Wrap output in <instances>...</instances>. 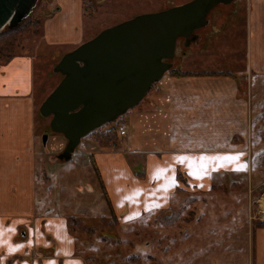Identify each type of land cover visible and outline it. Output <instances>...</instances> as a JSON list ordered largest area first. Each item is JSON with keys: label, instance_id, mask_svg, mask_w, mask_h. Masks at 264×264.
Listing matches in <instances>:
<instances>
[{"label": "crops", "instance_id": "crops-1", "mask_svg": "<svg viewBox=\"0 0 264 264\" xmlns=\"http://www.w3.org/2000/svg\"><path fill=\"white\" fill-rule=\"evenodd\" d=\"M59 1L60 7L44 22L39 46L83 41L76 19L86 10L84 2ZM244 9L247 30L240 69L239 64L237 70L202 68V61L194 64V56L207 43L203 35L202 43L183 50L180 65L185 66L180 69L232 74L165 73L123 115L116 141L102 146L88 135L70 160L82 163L75 166L79 172L80 166L92 170L93 158L119 224L128 228L150 221L156 240L145 247H225L243 254L231 264H264V226L256 227L264 222H254L250 211L242 218L232 212L233 224L209 223L222 219L210 209L217 200L209 192L223 175L233 178L241 172L252 179L251 155L256 140L264 141V0H244ZM28 51L0 66V264H87L70 232L68 215L59 211L54 199L58 186L53 183L59 174H48L43 165L60 160L49 151L41 156L34 147L40 138L39 107L59 82L52 88L49 66L62 55L48 58L44 69L38 66V55ZM38 76L42 81L36 85ZM120 124L126 126L124 135L118 132ZM52 138L55 152H60L65 137ZM65 168L73 172L74 166ZM101 195L105 202L102 191ZM239 202L236 198L235 204ZM260 203L264 208L262 198ZM187 204L189 210L175 224L156 220L160 210ZM169 255L163 264H180ZM154 261L161 264V259Z\"/></svg>", "mask_w": 264, "mask_h": 264}, {"label": "rangeland", "instance_id": "rangeland-1", "mask_svg": "<svg viewBox=\"0 0 264 264\" xmlns=\"http://www.w3.org/2000/svg\"><path fill=\"white\" fill-rule=\"evenodd\" d=\"M82 1L86 10H84L81 17L78 16L76 21L80 29H82V42H84L103 29L136 15L157 12L190 0ZM233 3L235 5L232 8ZM60 5L59 0H39L30 17H44L45 12L48 10L56 11V8L60 7ZM208 18L210 20L209 24L198 30L200 38L194 42L195 44H192L196 46L198 43H202L203 35H206L207 43L202 46L203 50H201L200 54L195 55L192 61L194 64L202 61V66L198 64L202 68L237 70V65L239 64L238 67L240 69L244 61L247 30L244 22V0H234L228 5L221 4L211 11ZM213 26L216 28L214 32L211 31ZM4 31L5 29L0 33ZM41 34L30 33L24 35L20 45L21 48L19 47L16 51L19 55L29 49L28 52L31 51L30 54L38 55L37 62L40 68H47L46 66L49 64L47 63L48 58L50 60L55 59L58 55L63 56V54L81 44L60 43L51 47L39 46L38 44H40L42 39ZM189 46L183 45L182 38L178 39L173 63L177 59L174 66L179 67V69L185 66L180 64L183 59V50ZM41 47L44 48L39 52L38 50ZM41 61H46V63L42 64ZM55 62L57 61H54L52 67L49 66L50 73L52 72L49 74L50 81L54 78L53 84L51 83L52 88L55 87L61 78L60 73L53 72V68L56 65ZM40 73L42 76V69H40L38 74L40 75ZM35 80L36 85H39L40 81H42L40 76L36 77ZM37 115L40 124L37 126L36 132H40V138L38 144L34 146L35 149L41 156H46L45 154L48 151L51 154H59L65 148L67 141L63 140L65 144L62 150L55 152L52 137L54 135L59 138L64 136L52 132L49 127L50 116H42L39 110ZM122 118L123 115L118 121H121ZM107 126L108 124L102 126V129ZM45 134L50 136L46 146L42 144L43 135ZM256 144L257 146L251 155L253 178L251 179V174L241 172L237 173L233 178L223 175L218 181L216 180L221 182L219 186L209 192L208 195L215 196L217 200L216 204L211 205L210 209L214 211V214L222 218L217 221L211 220L210 224H233V221L229 218L232 212L238 213V218H242L249 211L253 215L254 222H264V208L261 207L260 203V199L262 198L263 200L264 197V155L261 154V151L264 150V141L256 140ZM52 157L53 159L55 158L54 156ZM81 164L79 161L72 162L69 160L43 165L48 174H59L60 178L58 177L57 182L53 183L54 187L58 186V194L55 190L54 199L58 203L59 211L68 215L70 232L76 237L78 249L86 259L87 264H157L154 259L156 261L161 259V264H163L170 253L169 249L172 252L169 257L172 261L179 260L180 262L177 263L180 264H231L233 261L242 260L243 254L237 255L236 252H231L225 247H176L174 249H171L172 247H145L144 243L150 242L152 239L156 240V235L153 232L154 228H152L150 221L145 219L141 224L128 228L119 224L118 220L109 214V209H106V204L101 195L100 184L97 182L91 167L80 166L79 172L75 169L76 165ZM69 166H74L72 168L73 172H69L70 170L65 168ZM236 198L240 199L238 204H235ZM84 206L86 207L85 209H83ZM176 208L178 207L176 206ZM188 210L189 205L187 204L183 212ZM163 236L162 239L164 241H162L165 244L166 235ZM209 239V241H212L211 237ZM135 254L138 256L137 260L130 261L131 256Z\"/></svg>", "mask_w": 264, "mask_h": 264}, {"label": "water", "instance_id": "water-1", "mask_svg": "<svg viewBox=\"0 0 264 264\" xmlns=\"http://www.w3.org/2000/svg\"><path fill=\"white\" fill-rule=\"evenodd\" d=\"M234 0H190L107 27L65 53L53 71L63 77L39 107L66 139L57 154L71 160L81 140L138 105L173 67L178 39L189 46L219 5ZM39 0H0V32L24 23ZM48 134L43 135L46 144Z\"/></svg>", "mask_w": 264, "mask_h": 264}, {"label": "trees", "instance_id": "trees-1", "mask_svg": "<svg viewBox=\"0 0 264 264\" xmlns=\"http://www.w3.org/2000/svg\"><path fill=\"white\" fill-rule=\"evenodd\" d=\"M57 9L58 8H56V10ZM53 12H54V10L53 11L48 10L47 12H45L44 17H29L21 25L15 27L13 29H5L4 32L0 33V66L9 63L17 55L16 51L19 47L21 48L20 45L22 42V37L24 35L30 34V33L41 34L45 20L49 16H51ZM61 57H60V59H61ZM57 62L55 64H57ZM166 73L174 75V76H183V75H190V74H201V75L202 74H207V75H213V74L230 75V74H232L230 71H197V72H195V71H184V70L177 68L174 65ZM62 77L63 76L61 75L60 80L62 79ZM157 84H158V82H155L152 85V88L149 90V92L152 91L156 87ZM121 117H119L115 122L109 123L108 129H102V127H100L98 129L94 130L93 132H91L89 135L92 136V138L95 141H97L99 144H101L102 146H110L117 139V124L120 122L118 120ZM49 127H50V125H49ZM53 133H55V132H53ZM262 155H264V151H263ZM72 159H73V157L71 158V160ZM90 161L92 164V171L95 174V177L97 178V180L100 184V188H101V191L104 195L105 202H106L107 207L109 209V213L112 216H114V212H113V209L110 205V200H109V197L107 195L106 189L103 185L102 177H101L100 171L98 169V166L96 165V163L92 157H90ZM185 207H186V205H185ZM185 207H183V205H182L181 207L176 208V209L170 208V209L160 210L158 212L159 214L157 215L156 220L159 222H162V224L165 226L172 225L179 220V218L181 217V214H182L183 210L185 209ZM257 226H264V223H259L258 225H256V227ZM137 258H138V256L136 254L132 255L130 258V261H135V260H137Z\"/></svg>", "mask_w": 264, "mask_h": 264}, {"label": "built area", "instance_id": "built-area-1", "mask_svg": "<svg viewBox=\"0 0 264 264\" xmlns=\"http://www.w3.org/2000/svg\"><path fill=\"white\" fill-rule=\"evenodd\" d=\"M118 132H119V134H121V135L126 134L127 130H126V126H125V124H120V125H118Z\"/></svg>", "mask_w": 264, "mask_h": 264}, {"label": "bare ground", "instance_id": "bare-ground-1", "mask_svg": "<svg viewBox=\"0 0 264 264\" xmlns=\"http://www.w3.org/2000/svg\"><path fill=\"white\" fill-rule=\"evenodd\" d=\"M262 206L264 207V198H263V200H262Z\"/></svg>", "mask_w": 264, "mask_h": 264}]
</instances>
